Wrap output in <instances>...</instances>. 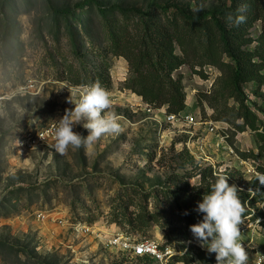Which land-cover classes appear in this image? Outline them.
Returning a JSON list of instances; mask_svg holds the SVG:
<instances>
[{
  "label": "rangeland",
  "instance_id": "374dc122",
  "mask_svg": "<svg viewBox=\"0 0 264 264\" xmlns=\"http://www.w3.org/2000/svg\"><path fill=\"white\" fill-rule=\"evenodd\" d=\"M231 1L0 0V264H161L113 245L122 234L133 243L149 239L171 248L175 255L167 264H187L178 258L189 244L200 246L193 235L187 241L171 234L167 244L166 231L158 226L140 233L117 222L129 221L143 209L170 213L167 192L200 188L197 173L209 162L200 166L183 144L189 131L202 132L166 124L163 108L148 112L149 104L126 88L128 63L112 52L111 44L114 31L137 22L124 9L151 7L159 15L156 5L176 4L199 14ZM82 3H88V16L78 7ZM194 6L202 10L194 13ZM261 29L257 23L250 34L257 37ZM204 70L207 79L184 65L174 78L183 77L187 111L213 120L215 85L222 73L211 65ZM96 81L110 93L111 111L124 127L121 134L105 135L88 150L70 147L65 155L49 147L53 140L30 151L17 145L28 128L60 119L65 109L75 107L68 102L69 88L75 92ZM244 94L264 126V85L249 82ZM227 104L233 107L236 101L230 98ZM73 130L88 135L82 124ZM229 145L253 166L264 167V155L253 157L259 153L253 132L234 134ZM207 154L218 174L235 171V154L227 148L212 145ZM260 209L256 219L246 217L239 226L249 264H257V252L264 253V207Z\"/></svg>",
  "mask_w": 264,
  "mask_h": 264
},
{
  "label": "trees",
  "instance_id": "16d2710c",
  "mask_svg": "<svg viewBox=\"0 0 264 264\" xmlns=\"http://www.w3.org/2000/svg\"><path fill=\"white\" fill-rule=\"evenodd\" d=\"M242 6L246 7V11L240 13L238 9ZM78 7L88 16V3ZM150 8L146 11L124 9L131 12L137 22L133 27L122 26L113 34L111 50L127 61L131 73L126 88L154 108L179 114L188 110L187 93L183 77L174 78V74L188 65L194 73L207 79L204 68L209 65L217 67L222 74L215 85L218 90L216 104L213 105L216 109L213 120L227 121L240 132H253L259 150L253 157L259 159L264 155V126L259 116L246 104L244 85L249 82L264 85V0H232L229 6L222 9L199 14H192L189 9L176 4L156 5L162 13L159 15ZM229 14L234 18L244 15L246 21L239 26L230 25L227 21ZM179 18L183 21L180 22ZM257 23L261 25V33L253 37L250 32ZM178 50L181 54L177 53ZM230 98L235 99L236 106H228ZM198 116L205 118L201 113ZM241 155L250 157L245 152ZM259 170L264 174V167ZM214 173L216 171L212 168L197 173L200 176L198 189L195 187L188 191L181 188L167 192L170 213L143 209L135 214V218L129 221L122 218L117 224L121 227L131 224L140 233L146 232L150 225L158 226L166 231L167 244L171 234L191 240L189 226L203 219L204 214L195 209L203 195L211 191L216 179ZM226 174L229 185H235L240 190L238 195L246 207L244 218L256 219L262 211L260 206L264 207V185L256 177L248 180L240 171ZM249 189L257 190L255 196L249 195ZM185 212L188 214L185 215ZM260 225L264 228V214ZM178 259L185 260L187 264L196 259L204 264H216L215 253H208L206 248L195 243L189 244L187 253Z\"/></svg>",
  "mask_w": 264,
  "mask_h": 264
},
{
  "label": "clouds",
  "instance_id": "9594fccd",
  "mask_svg": "<svg viewBox=\"0 0 264 264\" xmlns=\"http://www.w3.org/2000/svg\"><path fill=\"white\" fill-rule=\"evenodd\" d=\"M201 10L202 6L192 8L194 13ZM238 11L243 13L246 7L242 6ZM227 21L230 25L239 26L246 21V17L238 15L234 18L229 14ZM69 90L71 96L68 102L75 107L65 109L63 116L58 121H53L54 139L49 147L54 148L56 153L65 155L70 147L74 150H88L101 137L119 135L124 131L120 117L111 111L110 93L99 81L79 85L75 92L71 88ZM81 124L88 130L86 137L73 130L76 125ZM214 175L216 179L211 185V191L203 195L195 209L204 214L203 219L190 225V231L202 248H206L208 253H215L216 264H249V254L242 245L239 228L244 223L246 212L245 204L238 195L240 190L235 185H229L228 175ZM256 178L264 185V174L257 173ZM256 191L249 189V195L255 196ZM255 255L264 260V255L259 252ZM197 264L200 262L197 261Z\"/></svg>",
  "mask_w": 264,
  "mask_h": 264
},
{
  "label": "built area",
  "instance_id": "2783aa9c",
  "mask_svg": "<svg viewBox=\"0 0 264 264\" xmlns=\"http://www.w3.org/2000/svg\"><path fill=\"white\" fill-rule=\"evenodd\" d=\"M146 107L148 112H152L154 109L151 105H147ZM163 115L166 124L187 126L194 129L199 128L201 130L202 133L200 135L197 132L194 133L189 131L188 134L190 136L183 144V147L186 148V150L200 163V166H202L203 163L209 162V166H206L205 168H212L216 171V165L212 161H209L208 158L210 157L207 154V149L214 145L218 149L221 147L227 148L231 154H235V171H240L248 180L256 177L257 173H261L257 167L239 156L233 147L229 145L232 136L234 134H240V131L229 122L203 119L201 116H196L188 111L179 114H171L165 110L163 111ZM58 120L59 119H55L53 121ZM53 121L49 122L44 127L35 125L28 128L16 140L17 145L21 149L30 151L49 143L54 139ZM40 136L44 139H41ZM211 137L214 141L213 144H210ZM216 174H218L217 171ZM225 175L227 174L225 173ZM112 244L122 246L125 250H132L133 254L137 257L153 258L161 264H167L168 260L175 255V252L171 248H164L157 241L146 239L133 243L130 238L125 237L123 234L117 235L112 240ZM263 262L264 260H260L259 258L257 264H262Z\"/></svg>",
  "mask_w": 264,
  "mask_h": 264
}]
</instances>
